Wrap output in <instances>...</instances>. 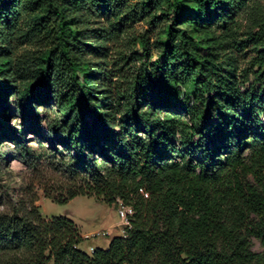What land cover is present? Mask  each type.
I'll use <instances>...</instances> for the list:
<instances>
[{"label": "trees", "instance_id": "1", "mask_svg": "<svg viewBox=\"0 0 264 264\" xmlns=\"http://www.w3.org/2000/svg\"><path fill=\"white\" fill-rule=\"evenodd\" d=\"M245 1L140 0L129 12L165 19L163 36L153 59L136 39L139 64L116 85L104 69L106 42L123 23L90 19L116 18L129 0H0V101L15 88L8 38L48 43L36 81L18 93L23 129L7 120L0 129L12 142L0 147V177L20 159L36 175L60 177L38 181L54 203L90 196L134 210L124 235L88 254L71 219L45 218L35 195H20L0 210V264H264V47L237 71L223 43L195 37ZM258 37L264 43V29ZM51 101L61 118L37 114L34 104ZM24 130L46 143L39 153Z\"/></svg>", "mask_w": 264, "mask_h": 264}, {"label": "rangeland", "instance_id": "2", "mask_svg": "<svg viewBox=\"0 0 264 264\" xmlns=\"http://www.w3.org/2000/svg\"><path fill=\"white\" fill-rule=\"evenodd\" d=\"M139 2L140 0H129L128 5L122 8V14L116 18L110 16L108 12H100L90 19L92 27L105 26L108 29L111 28L114 21L123 23L122 32L113 33L112 38L106 42L108 53L104 69L108 76H112L113 83L116 85H123V80L139 64L138 57L142 50L138 44H133L136 39L144 37L148 41L153 59L156 54V41L163 36L161 31L166 22L165 19L149 21L148 18H138L129 12V9L138 5ZM28 23L27 18H24L21 27L24 33L28 29ZM260 28L264 29V0H246L244 4L237 7L231 19L219 22L212 29L202 28L195 37L202 41L223 43V59L232 61L237 67V71H240L250 66L251 59L257 52L263 51L264 43L258 37ZM14 37L8 38L7 45L15 88L10 89L6 100L0 101L2 105V108L0 107V129L6 128V120L10 125L23 129L26 120L21 118L18 107L22 110L25 103L19 102L18 93L26 91L25 89H28L36 81L37 59L41 51L48 46L47 41L39 38L36 34ZM203 50L201 47L200 51ZM79 76L81 77L82 73H79ZM34 105L40 117L45 115L62 117L55 101ZM44 129L43 124L39 130L43 132ZM24 138L32 152L39 153L41 150L39 141L46 146V143L31 130H24ZM4 144L12 145V142L5 138L0 139V147ZM58 149L64 151L61 145L58 146ZM45 172L46 174L36 175L20 159L10 158L0 177V195L3 202L0 204V210L20 195L25 198L35 195L34 204L39 207L43 217L64 216L78 226L84 238L80 249L87 253L91 247L94 249L106 248L111 238L121 235L124 225L117 215L116 202L108 204L95 197L76 196L64 204L54 203L44 197L38 181H43L44 177H48L50 183H55L60 177L49 170ZM252 249L256 252L261 251L258 240L252 239Z\"/></svg>", "mask_w": 264, "mask_h": 264}, {"label": "built area", "instance_id": "3", "mask_svg": "<svg viewBox=\"0 0 264 264\" xmlns=\"http://www.w3.org/2000/svg\"><path fill=\"white\" fill-rule=\"evenodd\" d=\"M139 192L144 196L147 197V192H145L143 189H139ZM117 215L120 218L122 224L124 227L121 229L122 233L121 235H124L125 233V228L130 227V217L133 215L134 210L130 205H126L122 202V200L117 199ZM105 234V233H103ZM94 248H90L88 251V254H91L93 252Z\"/></svg>", "mask_w": 264, "mask_h": 264}]
</instances>
